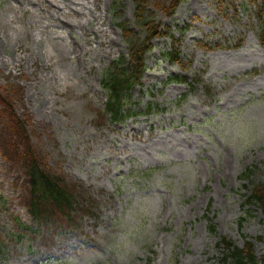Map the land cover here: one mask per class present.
Returning <instances> with one entry per match:
<instances>
[{"label": "rangeland", "instance_id": "obj_1", "mask_svg": "<svg viewBox=\"0 0 264 264\" xmlns=\"http://www.w3.org/2000/svg\"><path fill=\"white\" fill-rule=\"evenodd\" d=\"M146 1L179 38L183 66L163 57L169 37L153 39L129 93L137 115L116 124L97 121L101 78L126 55L117 23L145 38L133 1L0 0V91H20L14 107L31 118L34 147L93 206L71 223L38 225L24 208L22 173L0 156V264H224L221 240L264 254V215L245 204L264 186L255 0H181L172 16L162 12L170 0Z\"/></svg>", "mask_w": 264, "mask_h": 264}, {"label": "trees", "instance_id": "obj_2", "mask_svg": "<svg viewBox=\"0 0 264 264\" xmlns=\"http://www.w3.org/2000/svg\"><path fill=\"white\" fill-rule=\"evenodd\" d=\"M132 1L134 25L144 33L145 38L140 39L126 22L117 23L126 44V55L113 61L101 78V85L106 91V101L104 111L97 115V121L103 123L121 124L137 115L127 108L130 102L129 93L135 86L141 85L146 71L145 56L152 49V40L162 37L174 38L170 29L161 28L155 23L153 16L148 12L146 0ZM180 2L181 0H170L162 12L172 16ZM254 5L256 20L259 22L257 37L264 48V0H255ZM182 33L179 36L183 35ZM171 40L173 49L164 53L163 57L168 63L181 67L183 65L179 58L180 40ZM171 81L185 83L190 89H193L194 85L203 87L199 78L194 79L192 83H188L185 78H175ZM205 91L208 92L206 86ZM17 95H20L18 90L0 91V156L11 169L22 173L21 185L25 187L26 192L24 208L28 215L35 223L45 227L54 223L55 218L71 223L72 219H75L74 213L78 211L80 214H89L93 206L89 205V201H84L78 186L70 184L61 173L52 170L43 154L34 147L30 134L33 128L32 120L28 114L18 115L14 107ZM155 108L156 106L149 105L146 111L150 113ZM246 176L248 175L245 173L241 178L245 179ZM245 204L256 206L264 215V186H253ZM243 220L244 218L239 220L240 226ZM16 224L21 231L30 235L36 234L17 219ZM211 230L214 231V228ZM217 247L222 249L224 264H264V254L257 259L251 243L247 242L242 248H238L221 240ZM3 253L1 250L0 256Z\"/></svg>", "mask_w": 264, "mask_h": 264}, {"label": "bare ground", "instance_id": "obj_3", "mask_svg": "<svg viewBox=\"0 0 264 264\" xmlns=\"http://www.w3.org/2000/svg\"><path fill=\"white\" fill-rule=\"evenodd\" d=\"M63 25H65V23L62 22Z\"/></svg>", "mask_w": 264, "mask_h": 264}]
</instances>
